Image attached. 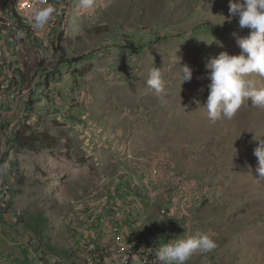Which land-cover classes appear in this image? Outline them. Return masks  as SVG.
Masks as SVG:
<instances>
[{
	"label": "rangeland",
	"instance_id": "rangeland-1",
	"mask_svg": "<svg viewBox=\"0 0 264 264\" xmlns=\"http://www.w3.org/2000/svg\"><path fill=\"white\" fill-rule=\"evenodd\" d=\"M56 16L54 40L64 33L69 54L83 59L53 80L39 66L60 60L52 44L0 35V87L10 81L20 95L4 93L0 108V264H40L28 249L33 215L48 217L53 243L66 239L88 258L116 235L108 227L117 212L149 219L133 234L150 245L160 232L161 246L212 235L216 247L187 264H264V181L254 155L264 109L249 100L213 123L204 108L206 63L239 55L237 40L250 33L228 19L229 0H96L91 15L70 0ZM184 65L192 79L182 82ZM154 66L162 93L147 85ZM250 78L264 87V77ZM23 139L31 144L22 150ZM155 224L161 231L150 237Z\"/></svg>",
	"mask_w": 264,
	"mask_h": 264
},
{
	"label": "clouds",
	"instance_id": "clouds-1",
	"mask_svg": "<svg viewBox=\"0 0 264 264\" xmlns=\"http://www.w3.org/2000/svg\"><path fill=\"white\" fill-rule=\"evenodd\" d=\"M95 4L96 0H80L82 12L85 14H93ZM54 11L52 5L35 9L34 26L43 30L53 17ZM229 13L228 19L238 17L239 28H247L250 33L237 40L241 49L239 55L221 53L218 58L211 59L205 65L208 70L207 78L211 82L207 85L210 94L204 108L213 123L225 118L231 119L249 100L251 106L264 109V87H257L250 78L253 75L264 77V0H229ZM221 16L225 22L226 18ZM175 62L176 65L179 64L176 55ZM178 68L182 82L192 79V69L189 66ZM147 85L157 93L163 92L164 80L159 68L154 66L150 70ZM256 141L258 146L254 149V155L259 164L258 181H264V140ZM215 247V240L210 234L189 235L186 238L173 239L167 245L161 246L156 255L162 264H187L194 254L207 253Z\"/></svg>",
	"mask_w": 264,
	"mask_h": 264
},
{
	"label": "built area",
	"instance_id": "built-area-1",
	"mask_svg": "<svg viewBox=\"0 0 264 264\" xmlns=\"http://www.w3.org/2000/svg\"><path fill=\"white\" fill-rule=\"evenodd\" d=\"M61 4L62 0H0V18L7 23L14 35L19 39H29L28 31H31L41 41L42 46L47 49L52 44L51 32L57 28L56 9L61 7ZM48 5H52L55 11L45 28L41 30L34 26V10L47 7ZM14 15L19 18V22L15 21ZM47 30L49 33H45ZM8 82L7 86L0 87V108L2 107L4 93L5 97L8 96L13 100L20 96L18 88L10 81ZM154 173L157 172L155 171ZM134 218L138 220L140 217L134 215ZM118 232L116 230V235L114 234L115 236L102 250L103 258L101 264H162L157 259L156 253L161 247L159 236L165 238V234L160 232L158 235L159 240L155 238L153 245H150L139 238L137 239V236L133 233ZM165 242H170V239L166 238ZM90 262L92 263L91 260Z\"/></svg>",
	"mask_w": 264,
	"mask_h": 264
},
{
	"label": "trees",
	"instance_id": "trees-1",
	"mask_svg": "<svg viewBox=\"0 0 264 264\" xmlns=\"http://www.w3.org/2000/svg\"><path fill=\"white\" fill-rule=\"evenodd\" d=\"M68 1L70 0H62L61 6L64 8ZM14 19L16 22H19V18L16 15H14ZM0 35L8 40H12L15 36L14 32L1 18ZM28 36L34 41H38L33 32L28 31ZM51 38L52 48L55 54H60L61 58L56 64L50 65V67H46L43 63L39 66L42 68L45 79L53 80L55 79V74H59V67L63 65L72 66L77 64L83 59V57H76L73 53L69 54L70 45L68 44L64 33H62V35L60 34L55 40L54 35L51 34ZM125 44V49L132 51L135 55H138L143 51V47H138L133 43L125 42ZM22 78L25 79L24 76ZM20 134V131H18L16 136L21 139L22 136ZM27 140L28 139H23V144L21 146L22 150L30 146L31 142H28ZM38 142L39 141H34L32 143L35 144ZM49 225L48 217L44 214L33 215L29 218V222L26 223V227L32 233V236L28 238V249L33 250V248H36L34 255L37 260H39L40 264H49L52 259L55 260V264H88L89 260L92 261L91 264H101L103 255L102 250H100L98 246H96L94 251L89 253L88 258H84L77 248L73 249V247H70L68 243H66V239H62L61 244H58L59 242L53 243L52 234H46Z\"/></svg>",
	"mask_w": 264,
	"mask_h": 264
},
{
	"label": "crops",
	"instance_id": "crops-1",
	"mask_svg": "<svg viewBox=\"0 0 264 264\" xmlns=\"http://www.w3.org/2000/svg\"><path fill=\"white\" fill-rule=\"evenodd\" d=\"M133 210H131L132 212ZM130 212V213H131ZM131 215V214H130ZM130 215H125L122 212H117V214L114 215V217L116 218V220L112 221L109 223V227L112 231L113 230H118L119 232H126V233H135L136 231L141 230V228H143V230L147 229L145 227H148L150 225V220L148 219H143V218H139L140 221L136 222L137 219H135L132 215V217H130ZM130 219H128V218ZM108 219H113V217H110ZM142 225V226H141ZM156 228H153L150 230V237L154 235L155 231H159V229L162 227L160 225H156ZM135 231V232H133ZM161 231V229H160ZM114 232V231H113ZM158 233H156L157 235ZM156 240L158 239V235L156 236Z\"/></svg>",
	"mask_w": 264,
	"mask_h": 264
}]
</instances>
